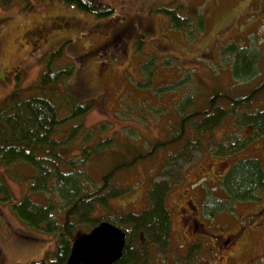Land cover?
<instances>
[{
    "label": "rangeland",
    "instance_id": "374dc122",
    "mask_svg": "<svg viewBox=\"0 0 264 264\" xmlns=\"http://www.w3.org/2000/svg\"><path fill=\"white\" fill-rule=\"evenodd\" d=\"M101 1L115 8L112 16L96 17L62 0H29L28 6L20 2L10 7L0 5V105L16 89L33 94L45 69L43 54L56 48L59 40L70 37L58 65L74 61L76 68L59 80L58 87L84 102L92 101L83 124L86 129L99 130L87 141L88 145L93 146L98 139L100 142L112 140L86 165L87 186L94 188L102 184L107 172L120 167L108 185V192L112 193L109 205L98 202L94 215L108 219L125 210L141 211L149 202L151 183L175 181L177 171L183 167L185 178L173 184L167 197L172 216L170 248L168 252L161 248L157 251L153 242L148 264H264V226L252 228L253 232L247 234V247L230 258L221 256L212 244L219 241V233L214 230L235 232L236 221L256 223L258 217L254 221L238 214L248 212L250 205L240 203L233 211H220L218 205L213 206L218 202L213 201L208 218H201L211 231L193 226L191 233L190 228L185 232L187 217L180 220L186 214L182 200H188L191 195L197 204L203 200L204 191L192 188L190 183L199 181L206 174L204 169L209 170L206 174L209 185L218 183L213 167L216 165L218 170L223 159L212 157L211 152L226 130L234 124L237 126L231 116H226L211 133L200 137L198 142L204 139L207 144L201 152L191 153L194 163L190 165L183 161L175 165L170 160L176 159L175 151L180 147L185 149V141L168 142L170 133L178 129L179 104L188 93L202 98L214 92L244 95L263 82L264 0ZM175 7H178L176 13L193 19L191 27L171 26L164 9ZM196 16L204 17V27L200 28ZM56 21L67 23L55 26ZM47 23L50 30L38 34L39 38H32L30 34ZM106 42L111 45L102 49ZM244 44L261 50L255 54L258 55L255 74L248 77L234 75L232 64L236 61L238 67L242 65L239 63L242 52L237 57L230 50L232 45L241 48ZM17 69L19 73L13 74ZM222 99L220 103L227 105L228 101ZM255 104L264 107L263 92L256 96ZM60 134L56 135L58 139ZM259 141H264V136L254 140L243 153L264 155L262 150H257ZM157 142L163 144L152 155L139 156ZM189 148L185 150H193ZM60 153L64 154V145ZM135 159L133 165H127ZM34 172V167L25 162L15 163L8 169L0 167V176L11 192L9 200L0 201V264H27L52 256L57 236L28 225L18 215L17 205L28 196L37 203L53 206L54 218L62 219L63 206L55 190L31 189ZM201 186L205 188L202 182ZM186 189L189 196L184 195ZM216 193L223 194L220 190ZM237 202L240 201L235 200L233 204ZM86 229L88 226L84 223L77 227L78 232ZM138 235L136 232L134 237ZM183 236L187 239L190 236L192 242L186 253L185 247L180 246ZM142 242L143 249L152 244L147 240Z\"/></svg>",
    "mask_w": 264,
    "mask_h": 264
},
{
    "label": "trees",
    "instance_id": "16d2710c",
    "mask_svg": "<svg viewBox=\"0 0 264 264\" xmlns=\"http://www.w3.org/2000/svg\"><path fill=\"white\" fill-rule=\"evenodd\" d=\"M62 1L96 17L112 16L115 12L113 6L101 0ZM16 2L23 3L24 6L30 5L29 0H0V5L10 7ZM176 9L178 7L164 9L169 16L171 26L179 29L191 27L193 19H190L189 15L176 13ZM196 20L200 28L204 27L203 16H196ZM60 22L61 25H65L64 21H56L55 26ZM69 41L70 37H67L65 41L59 40L56 48L43 54L45 69L41 73L39 86L37 85L33 94L28 95L22 89H16L0 105V167L8 169L9 166L18 162H25L34 167L31 189L55 190L64 211L62 219L56 220L52 214L55 210L53 206L37 203L28 196L22 198L17 205L18 215L24 222L57 236L51 257L46 256L39 261L27 264H66L74 239L103 220H108L117 226H124L126 233L122 256L113 264H148L153 242L157 251L161 248L168 252L171 213L167 206V196L172 185L183 177V167L177 171V177H175L178 179L175 181L173 179L151 183L148 189L149 202L141 211L125 210L110 215L108 219L94 215L98 202L109 205L112 193L108 192V185L120 167L107 172L103 176L102 184L94 185L92 189L87 186L89 175L86 165L93 155L103 147H108L112 140L108 138L100 142L98 139L93 146L88 145L87 141L93 135H97L99 130L98 128L86 129L83 124L85 114L93 105L92 101L84 102L58 87L59 80L71 75L76 68L74 61H68L65 66L58 65V62L64 58V48ZM230 50L236 52L237 57L242 52L239 60L242 65L238 67L236 61L232 64L235 76L248 77L255 74V65L258 62V55L255 54L261 50L245 44L241 48L232 45ZM65 89L67 90L66 87ZM259 92H264V80L254 90L244 95L231 96L214 92L202 98L188 93L179 104L181 114L178 129L170 133L168 142H181L182 139L185 141L183 144L185 149L192 145L194 147H190L189 149L193 150L188 151L181 150L180 147L175 151L176 159L170 158V160H173L175 165L181 161L184 164L192 161L191 153L201 152L205 149L203 146L207 144L203 142L204 139L198 142L200 137L211 133L227 115L234 119L238 131L250 124L253 127L252 134L263 133L264 107L258 108L255 104ZM223 97L228 101L227 105L220 103ZM57 134H60V139L56 137ZM250 137L251 135L244 137L243 133H238L229 140H225L227 143L219 140L215 142L211 154H234L249 144ZM78 139L80 141L76 143ZM160 144L163 143L157 142L146 153L139 156L145 158L152 155ZM63 145L64 154L60 153ZM136 159L127 165H133ZM1 176L0 201L5 202L11 198V192ZM224 177L220 183L234 198H252L263 187L262 172L252 159L236 160L232 164L227 179ZM59 212H61L60 208ZM83 223L87 224L88 229L78 232V225ZM136 232L139 235L134 237ZM141 238L144 241L147 240L148 244H152H149L147 249H143Z\"/></svg>",
    "mask_w": 264,
    "mask_h": 264
},
{
    "label": "flooded vegetation",
    "instance_id": "af4514ba",
    "mask_svg": "<svg viewBox=\"0 0 264 264\" xmlns=\"http://www.w3.org/2000/svg\"><path fill=\"white\" fill-rule=\"evenodd\" d=\"M51 23H52V21H51ZM64 24H65V21H64ZM49 27H51L50 23L42 24V25H40L39 28H37L35 31H33L30 35H33L32 38H39L38 34L44 33L46 31L50 30ZM65 39H64V41H65ZM111 40H112V38H111ZM110 45H111V42H106L101 48L103 49V48L109 47ZM40 46L41 45H39L38 47H40ZM16 73H19V69H17L15 72L13 71V74H16ZM225 118L226 117L221 119L219 124L222 121H224ZM232 122L234 123V119L232 120ZM214 129H215V127H214ZM234 129H236V131ZM252 129H253L252 125L247 124L246 126H243L240 131H238L237 126H235V124H234L233 128H231V126H230V129L226 130L225 134L222 135V137L219 140H221V141L229 140L230 138H232L234 136V134H236L235 132L243 133V131L245 130L246 134L244 135V137L247 135L248 136L251 135V137L249 138V140H250L249 144H247L244 148L240 149L239 151H237L234 154L211 155L212 157H220L223 159L219 163L218 170H216L217 169L216 165H215V167H213V172L215 174V177H216L218 183L215 185H209L208 178L206 177L207 176L206 174L209 173V170L207 169L208 170L207 171L204 169L203 171H205L206 174H204L200 178L199 181L190 183V186L192 188L196 187L199 190L204 191V196H203L202 202L197 204L195 199L193 198L194 197L193 195H191V197L186 201L182 200L181 206L186 210V214L182 215L180 220L187 217L186 221H188V226H187V228L185 227L184 231L187 232L186 230L188 228H190L189 229L190 233L192 231L193 226L195 228L204 227L205 229H207L204 225V222L201 220V218H203V217L208 218L206 215L210 214L211 205H212L213 201L218 202L217 204H214L213 206L216 208L218 205V208L220 209V211H227V210L233 211L234 209H236V204H240V203L251 206V207H249L248 212H246V213L243 212L242 214H240V213H238V214H239V216H243V217H251L252 218L251 220H254V221L258 217L256 220V223L253 224L250 222L248 224H245V223L240 224V223H237L238 221H236L235 226L237 229L235 232L225 233V229H219V230L212 231L215 233H219L218 234L219 241L218 242L213 241L212 242L213 247L218 250V252L221 254V256L226 257V258H230L235 253H237V251L240 252L245 247H247V245H248L247 234H248V232H253L252 228L264 226V193H263V195H261L262 192L264 191V157H263L264 155H261L260 153H253V154L246 155L243 153L245 148L251 146L254 143V140H258L259 138L264 136V132L257 134V135H255L254 133L252 134V132H253V131H251ZM225 143H227V141H225ZM257 144H258L256 146L258 148L257 150H259V151L262 150V153L264 154V141H259ZM246 158L252 159V161H255L257 163V165L259 166V169L261 170L262 176H263V187L252 198H250V197L234 198L229 194V191L226 188H224L223 185H221L220 180H222L224 176H225L224 178L228 177L230 169L232 168L233 162H235L236 160H241V159H246ZM192 163H194V160L190 161L188 163V165H190ZM184 178H185V176L183 175V177L179 180L178 184ZM201 182L205 185V188H203L201 186ZM217 190L222 191L223 194L216 193ZM212 192H214L213 193V195H214L213 199H212V195H211ZM215 193L218 195H216ZM184 195H186V196L190 195V193H188L187 189L184 191ZM211 199H212V201H211L210 205H208V202ZM235 200L240 201V202H237L234 205L233 202ZM247 200H256V201L250 202ZM229 205H230V208H229ZM181 211H183V210H181ZM170 221H172V216H171ZM208 231H211V230H208ZM190 233H189V235H190ZM188 237H189V239H187L185 236H183V241L180 244L181 247H185L184 253H186L188 250H190L191 246H192L190 236H188ZM238 238H239V240H238Z\"/></svg>",
    "mask_w": 264,
    "mask_h": 264
},
{
    "label": "water",
    "instance_id": "95a60500",
    "mask_svg": "<svg viewBox=\"0 0 264 264\" xmlns=\"http://www.w3.org/2000/svg\"><path fill=\"white\" fill-rule=\"evenodd\" d=\"M125 236L123 229L102 221L74 239L66 264H113L122 256Z\"/></svg>",
    "mask_w": 264,
    "mask_h": 264
}]
</instances>
